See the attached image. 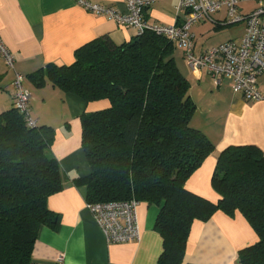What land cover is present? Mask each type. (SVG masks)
<instances>
[{
	"label": "trees",
	"instance_id": "16d2710c",
	"mask_svg": "<svg viewBox=\"0 0 264 264\" xmlns=\"http://www.w3.org/2000/svg\"><path fill=\"white\" fill-rule=\"evenodd\" d=\"M164 36L144 32L128 42L94 39L75 50L70 65L46 66L53 86L104 109L80 116L81 146L90 173L79 180L88 203L135 198L159 208L154 230L162 239L156 264H181L194 220L240 212L258 240L238 251L236 264H264V152L253 144L229 145L217 154L214 203L185 188L214 144L190 121L196 105L190 82ZM39 71L35 82L44 81ZM54 130L28 126L12 106L0 112V264H31L39 229L55 227L47 207L63 187L51 152Z\"/></svg>",
	"mask_w": 264,
	"mask_h": 264
},
{
	"label": "crops",
	"instance_id": "0c3cea01",
	"mask_svg": "<svg viewBox=\"0 0 264 264\" xmlns=\"http://www.w3.org/2000/svg\"><path fill=\"white\" fill-rule=\"evenodd\" d=\"M117 10H126V0H89ZM259 0H239L238 11L247 14ZM178 0H157L144 11L151 23L171 24L176 20ZM221 9L192 26L195 54L207 47L233 39L231 24H223ZM183 18L180 14L179 19ZM235 24V23H234ZM0 35L15 58V69L24 76L31 93V117L38 125L53 128L51 152L63 176V187L50 195L47 207L58 215L55 227L43 225L33 244L31 264H156L162 239L154 230L159 211L155 205L139 202L137 207L140 238L122 243L107 242L103 231L87 209L86 186L79 180L90 173L81 146L80 116L104 109V100L86 102L71 92L53 86L45 75L49 64L62 66L74 62L75 50L97 38L107 37L115 44L134 36L130 28L113 19L94 14L75 0H0ZM175 60L190 82V97L196 105L191 126L201 130L214 144V150L189 176L185 188L216 203L220 196L211 186L217 154L229 145L253 144L264 152V101H246L233 94L229 78L215 79L205 70L193 71L176 48ZM39 71L44 81L38 85L32 76ZM13 72L0 57V112L13 106ZM264 92V74L259 77ZM258 240L246 218L236 212L229 216L215 212L207 221L194 220L181 264H236L238 251Z\"/></svg>",
	"mask_w": 264,
	"mask_h": 264
},
{
	"label": "built area",
	"instance_id": "2783aa9c",
	"mask_svg": "<svg viewBox=\"0 0 264 264\" xmlns=\"http://www.w3.org/2000/svg\"><path fill=\"white\" fill-rule=\"evenodd\" d=\"M85 10L107 16L120 27L130 28L134 36L153 32L164 36L182 51L183 60L189 69H203L215 79L224 76L231 81L233 94L246 101H264V92L259 90V77L264 74V0L247 14L238 11L239 0H178L175 7L176 20L171 24L151 23L144 11L157 0H126V10L121 11L89 0H75ZM225 9L223 24L244 22V32L239 40H227L207 47L199 54L194 52L191 28L198 22L212 20V15ZM180 14L183 18L179 19ZM0 57L13 72V106L21 113L28 126L36 121L31 117V93L24 84V76L15 69V58L0 35ZM139 201L113 200L88 203L93 215L109 243H122L140 238L137 207ZM60 257L57 264H63Z\"/></svg>",
	"mask_w": 264,
	"mask_h": 264
},
{
	"label": "rangeland",
	"instance_id": "374dc122",
	"mask_svg": "<svg viewBox=\"0 0 264 264\" xmlns=\"http://www.w3.org/2000/svg\"><path fill=\"white\" fill-rule=\"evenodd\" d=\"M228 29H231L229 32L231 33L230 38L233 37L235 34L239 33V31L242 29V25L240 23L231 24L229 27H226Z\"/></svg>",
	"mask_w": 264,
	"mask_h": 264
}]
</instances>
